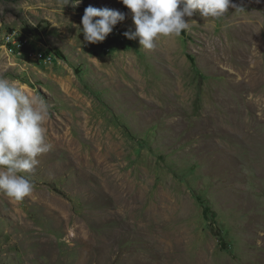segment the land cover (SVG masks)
<instances>
[{"label":"rangeland","instance_id":"rangeland-1","mask_svg":"<svg viewBox=\"0 0 264 264\" xmlns=\"http://www.w3.org/2000/svg\"><path fill=\"white\" fill-rule=\"evenodd\" d=\"M0 264H264V0H0Z\"/></svg>","mask_w":264,"mask_h":264},{"label":"built area","instance_id":"built-area-1","mask_svg":"<svg viewBox=\"0 0 264 264\" xmlns=\"http://www.w3.org/2000/svg\"><path fill=\"white\" fill-rule=\"evenodd\" d=\"M44 61H45L46 63H48V64H51V63L53 62V58H52L51 55H46V56L44 57Z\"/></svg>","mask_w":264,"mask_h":264}]
</instances>
